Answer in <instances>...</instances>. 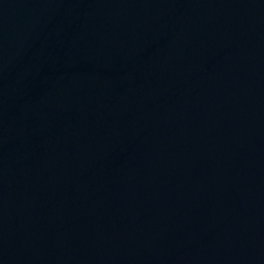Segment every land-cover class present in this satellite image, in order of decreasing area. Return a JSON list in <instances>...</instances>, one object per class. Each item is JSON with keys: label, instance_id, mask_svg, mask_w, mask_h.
I'll list each match as a JSON object with an SVG mask.
<instances>
[{"label": "water", "instance_id": "95a60500", "mask_svg": "<svg viewBox=\"0 0 264 264\" xmlns=\"http://www.w3.org/2000/svg\"><path fill=\"white\" fill-rule=\"evenodd\" d=\"M0 264H264V0H0Z\"/></svg>", "mask_w": 264, "mask_h": 264}]
</instances>
